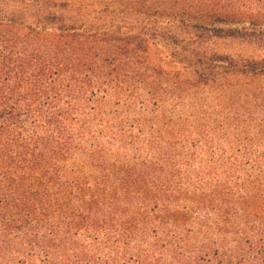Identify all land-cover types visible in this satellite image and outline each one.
Returning a JSON list of instances; mask_svg holds the SVG:
<instances>
[{"label":"trees","instance_id":"1","mask_svg":"<svg viewBox=\"0 0 264 264\" xmlns=\"http://www.w3.org/2000/svg\"><path fill=\"white\" fill-rule=\"evenodd\" d=\"M264 0H0V264H264Z\"/></svg>","mask_w":264,"mask_h":264},{"label":"rangeland","instance_id":"2","mask_svg":"<svg viewBox=\"0 0 264 264\" xmlns=\"http://www.w3.org/2000/svg\"><path fill=\"white\" fill-rule=\"evenodd\" d=\"M215 49L223 54L240 55L243 57L263 58L264 40L261 43H246L241 40L225 39L215 43Z\"/></svg>","mask_w":264,"mask_h":264}]
</instances>
